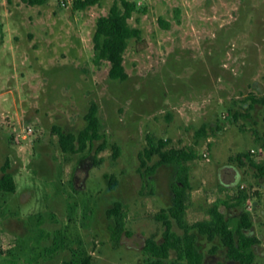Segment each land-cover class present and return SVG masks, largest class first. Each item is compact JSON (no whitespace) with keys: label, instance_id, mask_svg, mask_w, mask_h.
<instances>
[{"label":"rangeland","instance_id":"obj_1","mask_svg":"<svg viewBox=\"0 0 264 264\" xmlns=\"http://www.w3.org/2000/svg\"><path fill=\"white\" fill-rule=\"evenodd\" d=\"M112 1L0 0V264H187L168 209L175 167L147 173L157 159L140 163L147 135L196 153L185 219L209 218L213 203L230 226L246 212L251 264H264V174L236 158L264 159V0H134L140 37L128 39L123 80L94 60L96 19ZM92 101L104 147L64 152L59 131L77 136ZM239 190L249 197L235 205ZM116 200L128 232L117 242L106 214ZM197 245L202 264H241L218 238Z\"/></svg>","mask_w":264,"mask_h":264},{"label":"trees","instance_id":"obj_2","mask_svg":"<svg viewBox=\"0 0 264 264\" xmlns=\"http://www.w3.org/2000/svg\"><path fill=\"white\" fill-rule=\"evenodd\" d=\"M28 4H42L46 0H24ZM100 0H72L74 9H83L90 5L99 3ZM136 9L134 0H113L108 11L97 17L95 30L92 35L94 60L98 63L101 60L109 62L108 76L112 79L123 80L127 77L123 65V52L127 46L129 38H139L140 29L132 26L129 22L133 11ZM86 125L78 135L71 132L59 131V145L66 151L82 150L87 144L98 143L96 151L101 150L105 141L99 132V121L97 117V105L91 102L85 114ZM74 141L78 146L75 147ZM167 138L146 136V146L139 153L141 165H145L146 159L157 155L155 162L147 166L148 174L154 172L160 164H172L175 167L174 179L170 184L171 204L168 209L175 215L179 227L182 229L180 238L182 251L187 259V264H202V253L198 249L197 240L199 235L205 236L207 240L218 238L224 245L228 258L238 261L241 264H251L254 254L252 245L257 241L255 236L249 235L247 230L251 226V220L246 212L240 214L236 225L230 226L228 218L219 208L218 203H213L209 208V218L198 219L188 222L185 219V211L190 202V180L187 162L196 157L193 149L187 147L168 146ZM119 153L117 145L113 147L111 157L115 159ZM250 152H239L236 158L243 162V158L248 159L250 165L255 167L260 174H264V159L255 161L250 158ZM100 159L94 161L99 164ZM109 187L116 184L114 176L109 177ZM4 190L12 191L13 184ZM249 197V193L239 190L234 198L235 205L243 203ZM264 209V206H263ZM106 214L112 218V223L108 224L110 236L117 242L123 232L128 233L124 228V212L120 201H114L112 206L107 208ZM79 264H91L89 256L83 257Z\"/></svg>","mask_w":264,"mask_h":264},{"label":"built area","instance_id":"obj_3","mask_svg":"<svg viewBox=\"0 0 264 264\" xmlns=\"http://www.w3.org/2000/svg\"><path fill=\"white\" fill-rule=\"evenodd\" d=\"M58 2L62 5H64L66 3V0H58ZM22 134L19 135V139H24L26 136H29L32 134L33 132V128L31 125L27 124L24 126L23 130H22Z\"/></svg>","mask_w":264,"mask_h":264},{"label":"clouds","instance_id":"obj_4","mask_svg":"<svg viewBox=\"0 0 264 264\" xmlns=\"http://www.w3.org/2000/svg\"><path fill=\"white\" fill-rule=\"evenodd\" d=\"M37 210H39V209H37Z\"/></svg>","mask_w":264,"mask_h":264}]
</instances>
